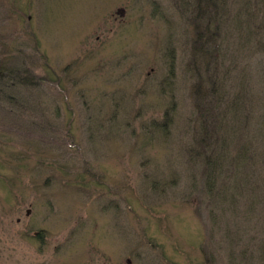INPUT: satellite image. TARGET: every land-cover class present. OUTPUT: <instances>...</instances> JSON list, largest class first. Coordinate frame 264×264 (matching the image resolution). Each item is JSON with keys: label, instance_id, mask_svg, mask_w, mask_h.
I'll list each match as a JSON object with an SVG mask.
<instances>
[{"label": "rangeland", "instance_id": "374dc122", "mask_svg": "<svg viewBox=\"0 0 264 264\" xmlns=\"http://www.w3.org/2000/svg\"><path fill=\"white\" fill-rule=\"evenodd\" d=\"M205 1L0 0V70L33 81L0 82V264L257 263L264 50L249 0H225L207 33L225 95L210 131L228 159L251 143L256 189L225 173L212 189L196 153Z\"/></svg>", "mask_w": 264, "mask_h": 264}, {"label": "trees", "instance_id": "16d2710c", "mask_svg": "<svg viewBox=\"0 0 264 264\" xmlns=\"http://www.w3.org/2000/svg\"><path fill=\"white\" fill-rule=\"evenodd\" d=\"M224 1L225 0H223L222 4H220L218 0H206L205 14L209 15V17L207 18V20L209 21L203 26L199 25L200 28L197 26V42L195 45L196 50H194L193 52V58L194 60H197L199 57L196 54H201V59H203L204 64L203 67L205 71L207 70L204 75H202L200 72L199 87H197V95L200 99V104L202 100H206V98L208 99V101H211H209L207 113L205 115V118L203 119L205 120L204 122H206V124L203 123V121L201 122V127L203 123L204 131L202 133L200 132L199 138L197 139V142L200 145V148H197L200 150L196 153L203 160L202 164L204 165V175L207 186L213 189L216 180L219 179V177H221L223 173H225L224 177H227V180L230 179L231 176L239 178L241 182V184L239 183L240 187L243 188L245 185L244 181H246L249 176L250 196L252 191L256 189V184L254 183V176H256L257 174L256 168H253L251 170V173L248 175V170H245V164H251L257 158V154L255 153V151L252 150L251 143L244 142L243 144H241L240 142L239 145L236 147L237 152L232 158L228 159L229 156L233 155L231 154V149H227V147H229L230 145V137H226L224 135L220 136L218 134H216L215 137L213 134H211L212 131H210V127L216 130L217 124H220V116L218 111L220 102H222L221 98H224L225 95L222 91L223 89L221 88V83H219L218 80L213 77V74H210L209 59H205L206 57H208V55L210 57L212 53V51L209 49V41L211 38L208 37L207 33L209 32L211 36H213V33L211 31L212 28L214 27V29H218L220 27V22L217 15L219 13L220 8H224ZM212 6L213 8L211 9ZM198 14L200 16L201 12H198ZM213 20H216V22L212 23ZM254 38L255 40H257V42H260V44L262 45L257 47V51L264 50V0H249V41H252ZM31 77L32 76L29 75L27 72L15 71L13 73H9L0 70V82H2V80H5V78H12L13 80H15V84H27L28 82L33 83V81L29 80ZM1 92L2 90L0 89V93ZM240 93L238 94L240 95ZM3 96L7 97V95ZM246 107V115L244 114V116H241L240 121H243L245 117L246 120L244 121H247V119H249V108ZM209 121L213 122V124L208 127ZM248 148L249 155L246 153ZM226 160L227 162H229L227 167L225 166ZM224 190L225 188L223 189L222 194H224ZM254 247L256 248V250L254 251L255 253H253ZM249 250V263H252V260L255 257L257 259L256 264H264V238H256V236L251 237V241L249 243Z\"/></svg>", "mask_w": 264, "mask_h": 264}, {"label": "flooded vegetation", "instance_id": "af4514ba", "mask_svg": "<svg viewBox=\"0 0 264 264\" xmlns=\"http://www.w3.org/2000/svg\"><path fill=\"white\" fill-rule=\"evenodd\" d=\"M128 262H129V258H128Z\"/></svg>", "mask_w": 264, "mask_h": 264}, {"label": "water", "instance_id": "95a60500", "mask_svg": "<svg viewBox=\"0 0 264 264\" xmlns=\"http://www.w3.org/2000/svg\"><path fill=\"white\" fill-rule=\"evenodd\" d=\"M129 262L131 263V261L129 260Z\"/></svg>", "mask_w": 264, "mask_h": 264}]
</instances>
